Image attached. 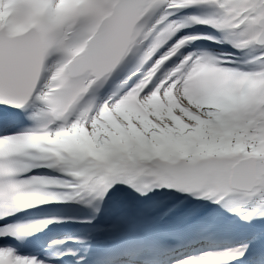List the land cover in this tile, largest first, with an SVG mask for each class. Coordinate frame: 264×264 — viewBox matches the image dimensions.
<instances>
[{
  "label": "snow or ice",
  "instance_id": "6c2138e0",
  "mask_svg": "<svg viewBox=\"0 0 264 264\" xmlns=\"http://www.w3.org/2000/svg\"><path fill=\"white\" fill-rule=\"evenodd\" d=\"M8 2L0 0V9ZM59 4L16 0L12 14L32 26L0 27V125L29 109L36 122L0 135L3 264H55L7 243L78 219L9 224L54 201L86 206L90 215L80 222L93 225L86 235L53 241L83 246L57 259L71 255L75 264H89L94 242L104 237L107 250L94 264H264V234L232 247L176 252L186 238H211L214 219H193L207 204L245 221L264 220V0H82L64 10ZM189 7L209 11L172 19ZM193 24L220 35L181 34ZM200 39L236 52L189 50ZM248 50L255 55L241 59ZM130 56L135 62L125 71ZM72 136L87 146L48 142ZM41 167L59 175L33 172ZM116 211L112 222L96 223Z\"/></svg>",
  "mask_w": 264,
  "mask_h": 264
},
{
  "label": "bare ground",
  "instance_id": "6f19581e",
  "mask_svg": "<svg viewBox=\"0 0 264 264\" xmlns=\"http://www.w3.org/2000/svg\"><path fill=\"white\" fill-rule=\"evenodd\" d=\"M68 139V141L69 142H71V143H73V142H75V137H73V138H71V137H66V138H61V140L60 141H55V140H53V142L54 143H57L58 145H59V147H62V148H64L63 146H65L66 148L65 149H71L70 148V146H68L67 145V143L65 142L66 140ZM215 212L214 213H212L213 214V219H214V221H215V228L213 229V232L215 233V236L216 237H218V236H222V235H225L226 233H228V232H226V231H222L221 230V227L216 223V216H221V214H224V209H222V208H220L218 205L216 206V208H215ZM238 219H240V215H235V217H234V222H233V224H230V228H232V229H236L237 228V225H235L236 224V220H238ZM233 221V220H232ZM231 221V222H232ZM257 222V221H256ZM258 223V222H257ZM256 225V223H251V224H249L248 226H247V229L248 230H251V228L252 227H254Z\"/></svg>",
  "mask_w": 264,
  "mask_h": 264
},
{
  "label": "rangeland",
  "instance_id": "374dc122",
  "mask_svg": "<svg viewBox=\"0 0 264 264\" xmlns=\"http://www.w3.org/2000/svg\"><path fill=\"white\" fill-rule=\"evenodd\" d=\"M65 3H66V0H60V4L57 6L58 9L64 10ZM86 146L87 145H83L80 140H76L75 143L73 144L72 148H74V147H86Z\"/></svg>",
  "mask_w": 264,
  "mask_h": 264
}]
</instances>
